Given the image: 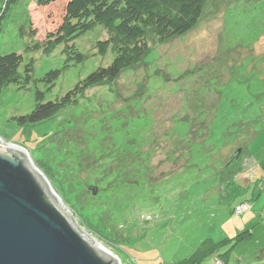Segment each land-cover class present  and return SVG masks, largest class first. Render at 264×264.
Masks as SVG:
<instances>
[{
  "label": "rangeland",
  "instance_id": "obj_1",
  "mask_svg": "<svg viewBox=\"0 0 264 264\" xmlns=\"http://www.w3.org/2000/svg\"><path fill=\"white\" fill-rule=\"evenodd\" d=\"M71 2L19 0L8 11L0 54L32 61L34 80L0 92V139L27 152L77 228L117 264H213L193 259L221 242L234 243L222 264H264V0H206L188 34L163 43L149 34L140 63L112 84L86 89L48 121L17 125L37 91L58 99L115 57L98 54L100 27L74 42L80 65L62 47L33 49L27 26L43 40ZM54 70L48 91L41 80ZM245 202L251 209L235 215Z\"/></svg>",
  "mask_w": 264,
  "mask_h": 264
},
{
  "label": "trees",
  "instance_id": "obj_2",
  "mask_svg": "<svg viewBox=\"0 0 264 264\" xmlns=\"http://www.w3.org/2000/svg\"><path fill=\"white\" fill-rule=\"evenodd\" d=\"M18 1L1 2L0 36L8 11ZM55 1L36 0V4L44 7ZM205 3L206 0H72L56 30L45 35L43 40H36L37 33L28 25L25 35L32 40L34 50L40 49L48 56L56 48L62 47L67 61L75 65L83 64L86 56L76 50L74 42L100 27L106 32L107 38L97 42V52L105 56L108 49H111L115 57L109 65L98 67L58 99L45 101L44 95L37 91L34 109L14 121L23 127L48 121L70 107L86 89L104 83L112 84L121 72L140 63L148 52L149 34L156 37L159 43L188 34L197 25ZM33 73V62L24 64L23 55L15 52L0 54V92L9 86L27 89L34 80ZM60 75L59 70L44 75L41 81L48 91ZM226 243L212 244L206 250H198L193 260L195 263L220 261L227 257L234 244L230 242L226 246Z\"/></svg>",
  "mask_w": 264,
  "mask_h": 264
},
{
  "label": "water",
  "instance_id": "obj_3",
  "mask_svg": "<svg viewBox=\"0 0 264 264\" xmlns=\"http://www.w3.org/2000/svg\"><path fill=\"white\" fill-rule=\"evenodd\" d=\"M47 185L26 151L0 139V264H117L77 228Z\"/></svg>",
  "mask_w": 264,
  "mask_h": 264
},
{
  "label": "built area",
  "instance_id": "obj_4",
  "mask_svg": "<svg viewBox=\"0 0 264 264\" xmlns=\"http://www.w3.org/2000/svg\"><path fill=\"white\" fill-rule=\"evenodd\" d=\"M248 210H249V205L245 202L239 206H236L233 213L235 215H242L243 213L247 212ZM213 264H221V262L215 261Z\"/></svg>",
  "mask_w": 264,
  "mask_h": 264
},
{
  "label": "bare ground",
  "instance_id": "obj_5",
  "mask_svg": "<svg viewBox=\"0 0 264 264\" xmlns=\"http://www.w3.org/2000/svg\"><path fill=\"white\" fill-rule=\"evenodd\" d=\"M89 238V237H88ZM90 239V241L95 245V246H97L98 248H100L102 251H104L105 253H107V254H109V255H111V253L110 252H108L107 250H105L101 245H99V244H97L95 241H93L91 238H89ZM112 256V255H111Z\"/></svg>",
  "mask_w": 264,
  "mask_h": 264
},
{
  "label": "crops",
  "instance_id": "obj_6",
  "mask_svg": "<svg viewBox=\"0 0 264 264\" xmlns=\"http://www.w3.org/2000/svg\"><path fill=\"white\" fill-rule=\"evenodd\" d=\"M251 208V207H250Z\"/></svg>",
  "mask_w": 264,
  "mask_h": 264
}]
</instances>
